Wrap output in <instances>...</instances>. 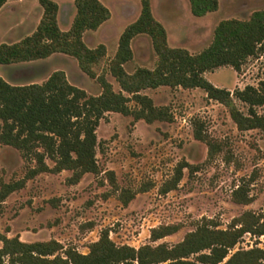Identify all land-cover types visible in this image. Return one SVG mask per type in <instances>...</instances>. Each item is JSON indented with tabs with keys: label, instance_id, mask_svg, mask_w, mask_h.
<instances>
[{
	"label": "rangeland",
	"instance_id": "374dc122",
	"mask_svg": "<svg viewBox=\"0 0 264 264\" xmlns=\"http://www.w3.org/2000/svg\"><path fill=\"white\" fill-rule=\"evenodd\" d=\"M54 1L59 5V26L67 30L76 12L75 0ZM100 1L110 9L111 16L96 30L86 31L84 41L90 47L105 44L106 55L94 65V70L97 75L104 73L118 91L120 87L107 69L108 62L117 50L121 32L138 17L141 0ZM16 7L0 10V43L18 41L35 29L39 1L22 0ZM151 7L166 28L169 45L197 53L210 44L220 20L247 19L253 11L264 9V0H220L217 10L203 16L191 12L189 0H151ZM19 22L22 24L18 26ZM131 47L133 58L124 65L127 71L156 65L157 56L148 35L133 38ZM35 62L28 70L24 64L32 62L0 63V76L12 84L40 83L53 71L64 70L70 83L87 94L102 91L98 79L84 73L71 55L57 52ZM204 75L214 85L231 91L247 84L258 85L264 80V52L248 58L239 72L224 65ZM143 93L155 105L169 107L174 119L148 123L143 119L133 121L132 116L118 112L106 113L96 129L100 142L96 154L99 173L87 172L76 183L68 181L71 170L41 172L27 179L22 188L0 201V233L18 236L25 242L54 239L64 248L74 247L87 253L104 228L110 230V238L119 245L174 244L195 229L203 217L213 218L219 228L225 229L246 210H264V131H239L227 108L209 99L201 88L160 86ZM236 102L243 111L247 110L243 103ZM258 111L264 112V106ZM197 118L204 122L207 134L223 145L212 160H207L206 143L193 135V121ZM183 159L197 166L196 171L190 173L185 168L177 188L159 193L162 182ZM47 163L53 165L50 159ZM29 165L33 164L26 162L19 150L0 144V186L23 178ZM110 170L114 171L118 190L107 177ZM250 177L252 201H233V189ZM147 184H151L150 189L140 191ZM122 189L136 192L127 204L119 197ZM168 223H179L180 228L151 242L150 229ZM255 246L264 250V234L248 232L229 254Z\"/></svg>",
	"mask_w": 264,
	"mask_h": 264
},
{
	"label": "trees",
	"instance_id": "16d2710c",
	"mask_svg": "<svg viewBox=\"0 0 264 264\" xmlns=\"http://www.w3.org/2000/svg\"><path fill=\"white\" fill-rule=\"evenodd\" d=\"M6 1L0 0V8ZM38 1L43 13L36 29L18 41L0 43V63L32 61L64 53L75 57L84 73L96 77L102 91L97 95L87 94L70 83L64 70L53 71L40 83L12 84L0 76V144L16 148L26 162L33 164L23 178L1 184L0 201L41 172L71 170L70 183L78 182L87 172L99 173L96 154L100 142L96 129L108 112L130 115L133 121H172L174 116L169 107L155 105L153 99L143 93L145 89L201 88L209 99L227 108L239 131H264V112L258 111L264 106V80L258 85L247 84L231 91L214 85L204 75L224 65L239 72L248 58L264 52V9L253 11L247 19L220 20L210 44L191 53L184 47L169 45L166 28L154 16L151 0H141L138 17L121 32L117 50L108 62L107 69L120 87L116 91L104 73L97 75L94 70V65L106 55L105 44L90 47L84 41L86 31L96 30L110 18V9L100 0H75L76 12L71 25L62 30L57 2ZM189 3L195 16H203L217 10L220 0H189ZM141 34L151 38L156 65L153 68L139 66L129 72L124 65L133 58L131 41ZM237 100L247 107L246 111L238 106ZM193 135L206 143L207 160H212L223 148L220 141L207 134L204 122L198 118L193 121ZM47 159L53 162L52 166ZM185 168L193 173L197 166L184 159L179 161L171 176L160 185L159 193L166 194L177 188ZM107 177L118 190L114 171H108ZM252 180L250 177L248 182L233 189V201L243 204L252 201L248 188ZM150 187L151 184H147L140 191ZM135 193L122 189L119 197L127 204ZM179 228V223L152 227L150 241L173 234ZM109 232L104 228L99 238L89 245L87 253L74 247L64 248L54 239L25 242L18 236L0 233V264H264V250L257 246L229 254L245 233L264 234V210H246L233 218L225 229L219 228L213 218L203 217L195 229L186 232L182 240L174 244L119 245L110 238Z\"/></svg>",
	"mask_w": 264,
	"mask_h": 264
},
{
	"label": "crops",
	"instance_id": "0c3cea01",
	"mask_svg": "<svg viewBox=\"0 0 264 264\" xmlns=\"http://www.w3.org/2000/svg\"><path fill=\"white\" fill-rule=\"evenodd\" d=\"M15 1H17L16 3H13V2H15ZM19 2H22V0H7L3 5H2V7L0 8V10L1 9H3V8H5V7H12L13 8V10H15L17 7H16V4H18ZM41 6V5H40ZM42 13H43V9H42V7L41 8H39L38 9V11H37V13L35 14V17H37V22H36V25L34 26V28L36 29V26H37V24H38V22H39V20H40V18H41V16H42ZM34 17V18H35ZM22 24V22H19V24H18V26L19 25H21ZM103 24V23H102ZM34 29V30H35ZM33 32V31H32ZM31 32V33H32ZM23 38V37H22ZM9 43H12V42H9ZM50 57V56H49ZM48 58V57H47ZM44 59H46V58H44ZM38 60H40V59H37V60H32V61H25V62H18V63H31L32 62V64H24L25 66L24 67H28V66H30V65H34V64H36V62L35 61H38ZM13 64V63H12ZM7 65H10V64H7ZM1 77H3V76H1ZM4 78V77H3ZM5 79V78H4ZM6 80V79H5ZM9 82V81H8Z\"/></svg>",
	"mask_w": 264,
	"mask_h": 264
}]
</instances>
